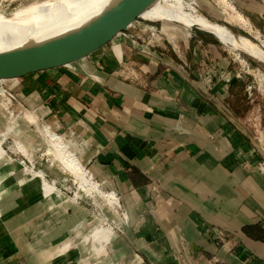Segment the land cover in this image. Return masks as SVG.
Instances as JSON below:
<instances>
[{"label": "crops", "instance_id": "crops-1", "mask_svg": "<svg viewBox=\"0 0 264 264\" xmlns=\"http://www.w3.org/2000/svg\"><path fill=\"white\" fill-rule=\"evenodd\" d=\"M189 35L172 58L146 56L129 39L117 47L116 38L65 67L0 82L16 94L9 118L28 110L38 121L0 140L9 159L0 162V264H264L261 159L228 102L238 79L213 35ZM44 128L121 197L128 219L118 232L109 217L112 240L98 260L85 239L103 225L63 193L72 176L50 166ZM22 161L72 203L15 172Z\"/></svg>", "mask_w": 264, "mask_h": 264}, {"label": "rangeland", "instance_id": "rangeland-1", "mask_svg": "<svg viewBox=\"0 0 264 264\" xmlns=\"http://www.w3.org/2000/svg\"><path fill=\"white\" fill-rule=\"evenodd\" d=\"M38 1H42V0H0V7H1L0 9L3 11L5 10L4 12L5 13L7 12V14H11L25 5H30ZM188 1H190L192 5L196 6L197 9H199V11L210 20L216 23L226 24L229 28H231L230 30L233 33H237L247 38L252 43L258 45L264 51V0H228V2L235 5L237 11L241 13L249 21V26H245L246 28L244 26L235 23L233 24L226 23L224 20L212 16L211 12L213 11V9L215 8L221 9L218 0H188ZM138 21L140 22L139 26H134L130 29L129 32H124L117 37V42L116 43L114 42L117 47L121 46L125 40L129 39L130 41H132V44L135 46L136 51L138 50L142 52V50H140L138 47H142L145 49V46L150 44L154 46L153 51H155V54L160 55L162 58L163 57L167 58L168 56L172 58L173 55L176 56L174 54L175 52L173 48L177 50V47L180 46V44H185V41L189 40V36H190L189 34L191 30H196V31L201 30L204 31L205 33H208L209 35H213V37H215L216 39V43H218L219 45V47L217 48L219 49V52L221 54V59L223 58L222 61L226 65L229 63L231 69L235 71L234 72L235 76H238V74L242 76L241 78L238 79L235 88L233 90V93L231 94L228 100L231 109L238 116V118L242 120V123L243 122L245 123L247 121V118L253 116L255 111H257L258 108H261L262 120L264 123V61H261L256 56H253V54L251 55L249 52L245 51V49L243 50V48L239 49V46L233 43V41L230 40L228 41V39L218 36V34L216 35L215 32L211 33V31L204 30L202 28L200 29L199 27L184 25L179 22L160 21L155 23L144 20L142 18H140ZM147 25L149 27L155 28L156 31H151L146 29L145 26ZM143 29L146 30L143 31ZM153 32L155 33L154 37L152 35ZM160 52H162L163 55ZM249 84L253 85L254 87L252 96L250 98L248 97L246 92V88ZM5 89L12 91L11 90L12 88H10L7 83L0 84V90H5ZM5 108L8 112L9 111L8 106ZM0 113H2L1 110ZM0 123L6 126V129L0 132V140L3 143L10 132L19 133L20 129L24 128L25 125H27L29 122H27L26 120H20L19 122H15L12 120L10 121L9 119L0 116ZM45 130L49 136H51L52 138L55 137L57 139V144H59L60 146L62 145L61 147L77 163L76 160L78 159L77 156L75 157V155L70 150L67 149L61 137L57 133L51 131L50 128H45ZM250 131L253 135L255 134V132H253L252 130ZM21 136L25 137L24 133ZM0 148L6 154L2 144H0ZM44 152L47 153L48 159L51 161L50 166H52L54 169H57V171L59 170V171H65L66 173H70V175L72 176V178L65 180V185H63L62 187L63 193H65L67 197L76 200L78 204H81L83 207L94 213L98 219L99 224L103 225L100 228L96 229L95 230L96 233L92 235L95 240H99V241H97V243H94L90 246L92 248L88 251L87 254L92 259L97 258L98 260V258L101 255L106 254V250L108 249L107 247L108 245L106 244V242L108 241V237H109V242L110 240H112L111 232L113 229L110 228V225H113L115 227V223L113 222V220L111 221L109 219V216L105 217L104 213H102L101 210L106 212L104 207L106 204H108L109 206L108 208L111 212L112 211L120 212L121 216L117 218L118 220L114 219V221L119 222L118 226L116 227V230L118 232H122L120 222H122L125 219H128V215L126 211L123 209L121 203V197L120 195H118V200H119L118 202L120 204L119 207L114 202L110 203L108 199H106L101 194V192H106L111 190L105 189L103 184L94 178L93 180L99 185L97 187V191L94 190L92 192V196H89L88 190L86 188L84 189L83 186L78 185L81 184L79 183V180L73 174H71V172H69L67 169H65L62 166L60 158L55 154L54 150H52V148L49 145H48V149H44ZM2 161H3L2 158H0V162ZM7 161H9V159ZM20 164L23 165L24 167L23 172H21V168H16V167H15L16 168L15 172L16 171L21 172L26 177H33L32 175H37V177L39 176L42 180L43 195H48V196L56 195L62 200H64L65 203L67 204L72 203V200L69 198H65L61 190L54 183H52L54 182L53 180L49 181L45 177V174H43L41 168H39L38 165H36V168L32 169L26 164L23 163ZM84 171L85 172L87 171L88 180H89L88 170L85 168ZM10 175H12V173ZM34 177L36 178V176ZM1 182L2 181H0V184ZM109 193H115V191ZM2 198L3 196L0 195V203ZM3 211H4V207L0 205V215L3 213ZM23 219H24L23 215H19V216L17 215L16 217L10 220L18 224ZM98 235H102V236L98 238ZM88 236L86 237V239H89ZM96 264H105V263L103 262L98 263L97 261Z\"/></svg>", "mask_w": 264, "mask_h": 264}, {"label": "bare ground", "instance_id": "bare-ground-1", "mask_svg": "<svg viewBox=\"0 0 264 264\" xmlns=\"http://www.w3.org/2000/svg\"><path fill=\"white\" fill-rule=\"evenodd\" d=\"M114 1L115 0H42L30 5H25L11 14H7V12H4L5 10L3 11L0 9V53L41 42L42 40L75 29L97 16ZM218 3L221 9H213L211 12L212 16L222 19L229 24L235 23L244 27L249 26V21L237 11L235 5L228 2V0H218ZM141 18L155 23L160 21L179 22L184 25L211 31V33L215 32L216 35L218 34V36L228 39V41H233V43L239 46V49L243 48V50L245 49V51L249 52L251 55L253 54V56L264 61V51L258 45L237 33H233L230 30L231 28L226 24L216 23L210 20L188 0H155V2L142 14ZM10 102L6 92L0 90V110L2 111L0 116L11 121L5 108ZM34 115L33 112L26 110L27 117L24 120L37 124L38 121ZM41 131L43 136L47 137L48 145L60 158L62 166L71 172L81 184L87 183L89 181L87 171L85 172L81 165L76 163L69 154L66 153L61 147L62 145L60 146L57 144V139L55 137L52 138L48 135L45 128ZM6 157V154L0 148V158H2L3 161H7L8 159H6ZM20 168L21 172H23V165L20 164ZM40 189L41 193H43L42 180ZM108 195L112 200L116 198L113 194ZM108 207V204H106L104 209L109 217L113 219L120 217L119 211L111 212ZM95 233L96 232L93 234ZM92 235L88 237L89 239L85 240L88 251L92 248L90 247L92 244L99 241L95 240ZM101 236L102 235H98V238Z\"/></svg>", "mask_w": 264, "mask_h": 264}, {"label": "water", "instance_id": "water-1", "mask_svg": "<svg viewBox=\"0 0 264 264\" xmlns=\"http://www.w3.org/2000/svg\"><path fill=\"white\" fill-rule=\"evenodd\" d=\"M155 0H115L87 23L51 38L0 53V82L86 59L128 31Z\"/></svg>", "mask_w": 264, "mask_h": 264}, {"label": "built area", "instance_id": "built-area-1", "mask_svg": "<svg viewBox=\"0 0 264 264\" xmlns=\"http://www.w3.org/2000/svg\"><path fill=\"white\" fill-rule=\"evenodd\" d=\"M152 31H156L153 27H152ZM155 33L153 32L152 35L153 37ZM140 50H142V52L149 57H159L161 58L160 55L155 54V51H153L154 46L153 45H146L145 49L142 47H138ZM237 79L241 78L242 76L240 74H238V76H236ZM1 84V83H0ZM253 85H248L246 88V92L248 97L250 98L252 96V92H253ZM6 92V95L8 97V99L12 102L16 99V94L13 91H10L8 89L4 90ZM245 125L252 130L253 132H255V134H252V144L254 147V151L255 153L260 157L261 162L257 165V169L260 173H262L264 175V123L262 120V113H261V108H258L257 111H255L254 115L247 118V121L245 122ZM23 164H26L24 161H22ZM85 168V167H84ZM33 169V168H32ZM89 180L87 183L85 184H78L79 186H83L84 188H86L88 190V194L89 196H92V192L94 190L97 191V187H98V183H96L93 180V177L89 174ZM79 183H81L79 181ZM109 192H114L113 190L111 191H106V192H101V194L108 199V201L110 203L114 202L118 207L120 206L119 204V200H118V194L116 193V198L115 199H111V197L108 195ZM117 201V202H115ZM120 213V212H119ZM127 220V219H125ZM108 225V224H107Z\"/></svg>", "mask_w": 264, "mask_h": 264}, {"label": "trees", "instance_id": "trees-1", "mask_svg": "<svg viewBox=\"0 0 264 264\" xmlns=\"http://www.w3.org/2000/svg\"><path fill=\"white\" fill-rule=\"evenodd\" d=\"M250 234H251V232H250Z\"/></svg>", "mask_w": 264, "mask_h": 264}]
</instances>
